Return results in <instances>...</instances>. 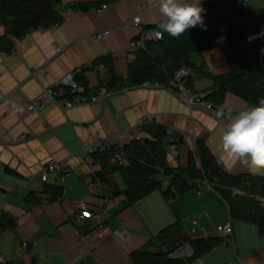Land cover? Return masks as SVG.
Returning <instances> with one entry per match:
<instances>
[{
    "label": "crops",
    "instance_id": "0c3cea01",
    "mask_svg": "<svg viewBox=\"0 0 264 264\" xmlns=\"http://www.w3.org/2000/svg\"><path fill=\"white\" fill-rule=\"evenodd\" d=\"M209 1L219 0H201L204 9ZM248 1L244 9L257 23L264 17V0L258 7ZM104 4L108 6L101 13ZM71 7L76 11L67 12ZM57 10L61 22L23 37L8 32L0 21V253L11 264H140L144 254L160 249L162 231L173 227L187 242L169 254L172 258L196 254L192 264H264L259 226L232 218L228 200L205 170L210 164L202 147L227 173L264 176L218 152L226 109L255 108L223 84L232 71L226 46L192 55L199 75L193 71L191 87L215 108L191 107L167 87L144 85L156 80H130L135 58L129 46L139 32L132 19L140 15L146 24L159 26L164 17L157 0H60ZM107 28L112 29L109 36L93 37ZM158 40L142 50L154 52ZM74 71L85 87L83 103L67 108L52 102L40 110L27 109L30 99ZM221 85L225 87L220 91ZM142 117L148 118L142 126L144 138L158 140L159 129L165 131L154 162L157 176L167 166L184 177L190 167L195 170L187 182L181 176L166 189L163 177V183L132 199L124 175L132 146L122 164L100 153L89 164L83 149L102 142L130 144L131 131ZM167 128L172 134H166ZM171 142L180 146L178 157L170 152ZM48 161L66 170L42 181L40 171ZM82 209L91 216L78 222L75 217ZM230 217L234 232L203 250L214 239H223L221 227Z\"/></svg>",
    "mask_w": 264,
    "mask_h": 264
},
{
    "label": "trees",
    "instance_id": "16d2710c",
    "mask_svg": "<svg viewBox=\"0 0 264 264\" xmlns=\"http://www.w3.org/2000/svg\"><path fill=\"white\" fill-rule=\"evenodd\" d=\"M246 1H209L202 13L207 28L203 29L197 25L179 37H172L164 32L154 52L138 50L132 63L134 66L130 71V80L137 84L147 79L167 82L176 70L184 65L191 71L187 82L191 87L193 71L194 74L196 72V76L199 75L197 67H194L192 63V55L208 47L222 44L226 46L232 66L231 74L226 76L223 84H230L232 90L257 107L261 101H264V17H261L257 23L253 22L244 9ZM59 3L60 0H0V21L6 25L8 32L17 37H23L44 24L51 25L61 22L62 14L57 10ZM153 27L160 29L159 26ZM150 43L151 40L147 45L149 46ZM222 87L225 86L221 85L220 91ZM164 134L165 131L159 129L156 137L158 140L143 137L141 140L133 139L130 144H125L126 158L127 149L132 146L128 156L131 163L124 167L128 194L132 199L144 196L157 184L163 183V177L167 184L170 182L165 187L168 189L176 184V180L181 176L186 182V177L193 176L194 168L190 167L184 171L186 175L184 177L169 166L164 168L166 171L164 174L157 176L158 169L154 162L159 152L158 143L161 142L160 138ZM202 149L206 151L203 156L208 158V164H210L209 168H205L206 174L213 187L228 200L232 218L253 222L264 234V176L227 173L219 163L214 161L206 147ZM100 154L105 159L112 158L111 153ZM204 158L203 161L206 162ZM159 162L164 166L162 161ZM187 185L190 186L188 183ZM235 190H241L242 193H236ZM173 230L175 229L170 227L162 231L158 236L160 249L157 252L144 254L140 264L193 263L198 256L196 254L192 257L172 258L169 256L170 252L164 250V246L168 245L166 239L176 236V233H181L178 230L173 233ZM222 241L224 237L214 239L205 245L203 250L210 249Z\"/></svg>",
    "mask_w": 264,
    "mask_h": 264
},
{
    "label": "built area",
    "instance_id": "2783aa9c",
    "mask_svg": "<svg viewBox=\"0 0 264 264\" xmlns=\"http://www.w3.org/2000/svg\"><path fill=\"white\" fill-rule=\"evenodd\" d=\"M107 4H104L100 9L102 13L104 9L107 8ZM146 7L143 8V10ZM76 10L71 7L67 10V12H75ZM132 22L134 25L138 27V35L135 39L132 40L129 46V55L132 59L135 58L136 52L138 50L146 49L147 43L150 40L161 39L164 34L159 35L162 32L161 29L153 27L151 25L146 24L140 15H136L133 17ZM112 32L111 28H107L104 30L96 31L93 34V37L96 39H101L109 36ZM45 68L40 69V72H44ZM36 74V72H34ZM191 76V71L188 67L182 65L180 66L174 75L169 78L167 82L160 81H146L144 82L145 86L148 87H167L170 89L174 95L184 99L186 103L193 106H202L207 109H214L215 104L206 98L205 96L195 92V90L188 85V79ZM77 71L69 73L66 77H64L60 82L55 85L46 87L41 93L36 95L34 98L30 99L27 102V109L29 111L40 110L44 108L49 103L55 102L60 103L67 108L73 107L76 104H81L85 101V97L83 94L85 93V87L77 78ZM106 93V90H103ZM148 122V118L142 117L137 125L132 129L131 135L133 139L141 140L143 138L142 135V126ZM166 134H172V129L167 128ZM28 134H23L22 138H27ZM170 152L173 156L178 157L181 154V149L179 144L175 142H171L169 144ZM97 153H104L112 155V159L117 161L118 163H124L126 160L125 156V144L119 143L116 145H110L108 143H98L96 145L87 146L83 149L84 159L87 163L93 164L95 162V155ZM1 155V149H0ZM65 171L66 168H63L60 164L54 161H48L45 163L40 171V177L42 181H48L51 174L56 173L58 171ZM91 216V213L86 209H82L77 216L75 217L76 221L83 222ZM234 232L233 220L230 217L224 225L221 227V236L227 238ZM85 238H89L90 234H86ZM226 242V241H225ZM0 264H11L9 259L0 253Z\"/></svg>",
    "mask_w": 264,
    "mask_h": 264
},
{
    "label": "clouds",
    "instance_id": "9594fccd",
    "mask_svg": "<svg viewBox=\"0 0 264 264\" xmlns=\"http://www.w3.org/2000/svg\"><path fill=\"white\" fill-rule=\"evenodd\" d=\"M164 20L162 32L179 37L199 25L206 29L201 0H157ZM227 122L219 136L218 152L222 158L247 165L250 171L264 172V101L251 110L227 108Z\"/></svg>",
    "mask_w": 264,
    "mask_h": 264
},
{
    "label": "rangeland",
    "instance_id": "374dc122",
    "mask_svg": "<svg viewBox=\"0 0 264 264\" xmlns=\"http://www.w3.org/2000/svg\"><path fill=\"white\" fill-rule=\"evenodd\" d=\"M259 2H260V0H258V1L257 0H249L248 1L249 4H256L257 7L262 5V3H259ZM166 241H167L168 245L164 246V250H167L170 253L175 251L178 247H180L182 245L184 246V244H186V242H187L185 237H183L180 233H176V236H173L170 239H166ZM177 242H180V244H177Z\"/></svg>",
    "mask_w": 264,
    "mask_h": 264
},
{
    "label": "water",
    "instance_id": "95a60500",
    "mask_svg": "<svg viewBox=\"0 0 264 264\" xmlns=\"http://www.w3.org/2000/svg\"><path fill=\"white\" fill-rule=\"evenodd\" d=\"M44 26H46V24H44Z\"/></svg>",
    "mask_w": 264,
    "mask_h": 264
}]
</instances>
